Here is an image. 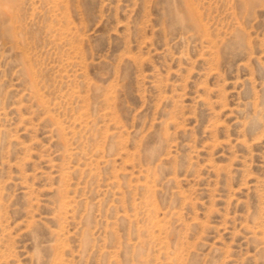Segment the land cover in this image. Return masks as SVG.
Segmentation results:
<instances>
[{
  "label": "rangeland",
  "instance_id": "374dc122",
  "mask_svg": "<svg viewBox=\"0 0 264 264\" xmlns=\"http://www.w3.org/2000/svg\"><path fill=\"white\" fill-rule=\"evenodd\" d=\"M0 264H264V0H0Z\"/></svg>",
  "mask_w": 264,
  "mask_h": 264
},
{
  "label": "bare ground",
  "instance_id": "6f19581e",
  "mask_svg": "<svg viewBox=\"0 0 264 264\" xmlns=\"http://www.w3.org/2000/svg\"><path fill=\"white\" fill-rule=\"evenodd\" d=\"M11 1H14V0H11ZM11 3H14V2H11ZM14 4H12V5H7V7H5V8H11V9H13L14 8V6H13ZM6 6V5H5ZM13 16V15H12Z\"/></svg>",
  "mask_w": 264,
  "mask_h": 264
}]
</instances>
